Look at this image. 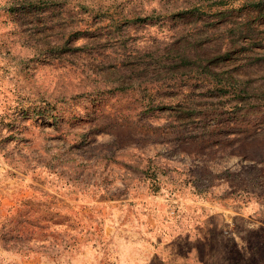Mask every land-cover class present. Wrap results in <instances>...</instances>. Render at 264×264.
<instances>
[{
	"label": "rangeland",
	"instance_id": "1",
	"mask_svg": "<svg viewBox=\"0 0 264 264\" xmlns=\"http://www.w3.org/2000/svg\"><path fill=\"white\" fill-rule=\"evenodd\" d=\"M0 264H264V0H0Z\"/></svg>",
	"mask_w": 264,
	"mask_h": 264
},
{
	"label": "crops",
	"instance_id": "2",
	"mask_svg": "<svg viewBox=\"0 0 264 264\" xmlns=\"http://www.w3.org/2000/svg\"><path fill=\"white\" fill-rule=\"evenodd\" d=\"M106 231H107V229H106Z\"/></svg>",
	"mask_w": 264,
	"mask_h": 264
}]
</instances>
